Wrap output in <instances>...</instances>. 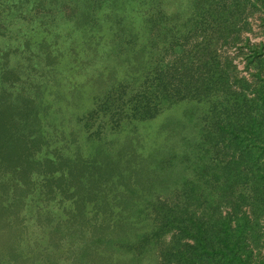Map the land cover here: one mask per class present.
Masks as SVG:
<instances>
[{"label": "trees", "instance_id": "trees-1", "mask_svg": "<svg viewBox=\"0 0 264 264\" xmlns=\"http://www.w3.org/2000/svg\"><path fill=\"white\" fill-rule=\"evenodd\" d=\"M101 12L125 44L139 38L146 42L128 58L136 76L114 84L89 112L92 120L101 112L113 124L147 122L187 101V117L199 119L202 128L199 140L181 156L191 173L183 171L169 198L151 199L140 209L137 219L146 232L133 236L130 223L127 229L123 226V233L107 238L104 227L94 226L92 235L82 231L79 244H70L65 253L61 241L70 233L57 224L50 235L56 260L264 264V43L243 39L254 31L255 20L264 29V0H0V39L16 21L31 26L35 17L52 25L65 21L76 30L101 28ZM231 47L244 54L246 70L253 69L251 80L240 75L233 58L224 52ZM3 78L9 81L10 75ZM9 95L7 91L0 95V179H5L0 181V264H35L37 257L17 249L22 221L9 219L12 214L18 217L25 193L35 187L36 145L29 147L22 130L35 102L23 93L17 94L16 102ZM111 164L95 167L99 179L117 174L116 164ZM54 166L49 161L47 170ZM81 171L59 180L51 170L45 184L51 198L61 191L71 200L74 207L66 213L72 223L89 222V202L94 198L91 191L75 190V172ZM16 178L20 184H14ZM11 188L21 193L10 195Z\"/></svg>", "mask_w": 264, "mask_h": 264}, {"label": "rangeland", "instance_id": "rangeland-1", "mask_svg": "<svg viewBox=\"0 0 264 264\" xmlns=\"http://www.w3.org/2000/svg\"><path fill=\"white\" fill-rule=\"evenodd\" d=\"M100 15L101 28L77 30L65 21L54 25L46 19L40 22L42 17H35L31 26L16 21L0 39V95L7 91L16 102L17 94L23 93L35 102L27 125L25 120L22 124L29 147L36 145L33 154L37 171L32 176L35 187L25 193L18 217L12 214L9 218L14 223L15 218L22 221L24 232L17 249L27 257H37L35 264H68L65 257L56 260L58 253L50 235L57 224L71 235L61 241L65 253H69L70 244H79L82 231H87V237L92 235L94 226L104 227L107 238L118 231L123 233V226L127 229L130 223H134L133 236L146 232L147 227L137 219L140 209L151 199L169 198L183 171L191 173L181 156L188 152V145L199 140L202 125L199 119L187 117V101L147 122L115 120L117 124H113L101 112L95 113L93 120L89 116L114 84L136 76L128 58L146 42L139 38L132 45L125 44L115 36L116 29L105 14ZM253 29L243 39L249 38L252 44L264 43L259 20L253 21ZM26 40L30 41L28 47ZM224 52L233 58L240 75L251 80L253 69L246 70L244 54L237 47ZM4 75H10L11 82ZM49 161L57 166L47 170ZM111 163L116 164L117 174L99 179L95 167H111ZM89 164L96 166L90 168ZM51 170L55 179L72 171L83 173L75 172L74 186L80 192H93L89 222H70L66 211L74 207L71 200L61 191L54 198L48 194L45 184ZM14 184H20V179L16 178ZM15 193L19 195L20 189L11 188L10 195ZM106 203L112 206L110 210L103 207ZM153 262L147 258L144 264Z\"/></svg>", "mask_w": 264, "mask_h": 264}]
</instances>
